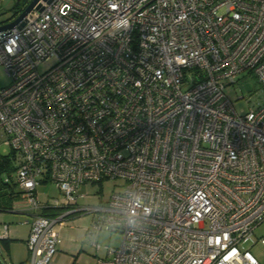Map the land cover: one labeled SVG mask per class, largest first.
Returning <instances> with one entry per match:
<instances>
[{
  "label": "built area",
  "instance_id": "1",
  "mask_svg": "<svg viewBox=\"0 0 264 264\" xmlns=\"http://www.w3.org/2000/svg\"><path fill=\"white\" fill-rule=\"evenodd\" d=\"M40 3L0 31L2 181L31 219L29 264L78 213L97 251L101 230L122 236L94 264H261L243 245L264 221V0ZM245 69L260 88L241 115L224 88ZM48 184L60 196L41 200Z\"/></svg>",
  "mask_w": 264,
  "mask_h": 264
},
{
  "label": "rangeland",
  "instance_id": "2",
  "mask_svg": "<svg viewBox=\"0 0 264 264\" xmlns=\"http://www.w3.org/2000/svg\"><path fill=\"white\" fill-rule=\"evenodd\" d=\"M18 0H0V24L6 20H11L12 7ZM44 69V65L40 66V70ZM10 78L6 75L4 69L0 66V88L6 86ZM260 88L256 76L248 69L241 71L234 83H229L225 86V94L233 101L234 109L238 114L243 115L248 111L246 99L257 92ZM10 152V148L6 145L0 146V155L6 156ZM2 172L0 175V225L9 223L10 225H18L24 220H29L26 213H13L16 204L21 203L20 196H12L9 194L7 185H2ZM122 179H104L101 182L88 183L80 188L81 192H86V203L96 204L98 200L105 201L113 192L123 190ZM39 193L41 200L55 198L60 196V192L52 185L48 184L40 187ZM11 209V211H3V209ZM5 209V210H6ZM74 214L69 216L65 223L58 229V242L56 251L52 256L49 264H94L98 257H106L104 246L119 247L122 236L119 233L108 232L101 230L94 242L100 244L102 248L97 251L92 241L87 235V229L90 228L92 217L89 213ZM26 224V223H21ZM22 230H26L27 225H19ZM14 232L11 233V236ZM264 236V221L259 223L255 230L252 240L246 242L243 246L247 248L252 255L261 263L264 264V245L261 244L260 238ZM26 253V248L18 246L15 252L6 251L5 245L0 242V262L5 264L10 263V257L23 258Z\"/></svg>",
  "mask_w": 264,
  "mask_h": 264
},
{
  "label": "crops",
  "instance_id": "3",
  "mask_svg": "<svg viewBox=\"0 0 264 264\" xmlns=\"http://www.w3.org/2000/svg\"><path fill=\"white\" fill-rule=\"evenodd\" d=\"M41 199V198H40ZM16 211H13V213H17V214H22L25 213L22 210H20L18 207H15ZM3 211H11V209H6ZM30 218V217H29ZM30 221L31 219L28 220V222H26V224H21V223H25V220L21 223H18V225H10L9 223H7V227H8V235L5 236L4 235V229H3V225L6 223H3L2 225H0V242H2L5 247H6V251H8V253L10 252V254L12 252H15L16 248L20 245L23 246L24 248H26V253L23 256V258H16V257H10V263L12 264H29V253L26 247V239L28 237L29 234V230H30ZM19 225H27L26 230H22L20 227H18ZM14 232V236H11V233ZM0 264H5L3 262H0Z\"/></svg>",
  "mask_w": 264,
  "mask_h": 264
},
{
  "label": "trees",
  "instance_id": "4",
  "mask_svg": "<svg viewBox=\"0 0 264 264\" xmlns=\"http://www.w3.org/2000/svg\"><path fill=\"white\" fill-rule=\"evenodd\" d=\"M30 0H18L14 6L12 7V17H16L24 8L25 6L29 3ZM7 21V20H6ZM9 21V20H8ZM11 171L10 167V162L7 159V157L0 155V175L2 172L9 173ZM2 185L4 186L5 184L2 181ZM12 186H9V194L12 196H20V193L18 191H14L11 189ZM13 190V191H12ZM6 209V208H5ZM3 209V210H5Z\"/></svg>",
  "mask_w": 264,
  "mask_h": 264
},
{
  "label": "water",
  "instance_id": "5",
  "mask_svg": "<svg viewBox=\"0 0 264 264\" xmlns=\"http://www.w3.org/2000/svg\"><path fill=\"white\" fill-rule=\"evenodd\" d=\"M33 8L37 10L42 9V4L40 0H30L29 3L25 6V8L14 18L9 21H5L4 23L0 24V31L6 28H10L14 25H18L21 27L24 24V17L28 12H30Z\"/></svg>",
  "mask_w": 264,
  "mask_h": 264
}]
</instances>
